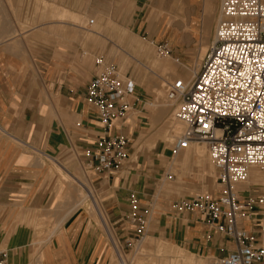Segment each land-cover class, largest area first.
Returning a JSON list of instances; mask_svg holds the SVG:
<instances>
[{
  "label": "crops",
  "instance_id": "1",
  "mask_svg": "<svg viewBox=\"0 0 264 264\" xmlns=\"http://www.w3.org/2000/svg\"><path fill=\"white\" fill-rule=\"evenodd\" d=\"M93 1L36 0L34 12L32 8L26 11L30 0H0V33L6 34L0 46V253L6 254L8 264L32 261L33 231L21 224L9 229L16 213L22 211L23 215L25 209H40L54 198L48 190V171L33 154L14 148V133H19L28 149L46 159L63 156L66 150L75 148L83 164L85 152L103 135L101 122L84 101L86 86L97 71L95 58L101 57L105 64H116L120 58L115 55L114 41L116 34L123 31L142 35V39H150L154 45L165 43L172 50L168 43L149 34L153 31L150 32L144 13L151 0H95L102 5L100 14L93 12ZM205 1L188 0L191 33L196 32ZM42 2L51 6L45 12L38 9ZM171 2L164 0L162 8H168ZM93 14L100 15L106 26V35L100 37L104 42L99 47L94 46L84 26L77 23L78 19L84 21ZM33 32L36 39L29 45L23 36L16 40L13 37L15 33ZM41 33H52V39L45 40ZM188 37L193 38L191 34L186 37V47ZM135 84L137 102L124 118L114 120L109 130L110 134L130 137L129 156L118 172L97 174L101 206L113 232L107 227L101 231L90 218L88 208L78 206L50 243L40 249V264L109 262L111 239L118 245L135 238L134 225L128 220L131 196L150 209L145 236L166 240L190 254L205 257H223L233 249L231 240L210 232L195 214L173 212L176 200L193 194L155 209L158 183L164 174L173 179V174L165 173L164 164L174 156L163 141L156 140L151 148L145 146L157 129L151 127L155 119H149L145 108L144 88ZM134 112L138 113L135 117ZM262 184L258 189H238L258 194L259 190L264 191ZM215 187L214 182L212 190ZM75 193L70 192L64 203L66 208L77 201Z\"/></svg>",
  "mask_w": 264,
  "mask_h": 264
},
{
  "label": "built area",
  "instance_id": "2",
  "mask_svg": "<svg viewBox=\"0 0 264 264\" xmlns=\"http://www.w3.org/2000/svg\"><path fill=\"white\" fill-rule=\"evenodd\" d=\"M156 52L168 56L171 50L158 43ZM95 65L84 101L101 122L103 135L85 152L83 165L95 174L113 173L127 160L131 142L109 130L137 102L136 84L101 57ZM165 99L174 107L173 120L182 126L171 143V156L204 145L216 184L212 191L176 200L173 212L195 214L210 232L231 240L233 249L223 257L212 256L211 264H264V191L238 189L252 168L264 171V0H221L213 40L197 72L190 82L167 83ZM129 205L135 238L126 240V247L145 237L150 215L135 196ZM110 243L122 261L123 245ZM0 264H8L3 252Z\"/></svg>",
  "mask_w": 264,
  "mask_h": 264
},
{
  "label": "rangeland",
  "instance_id": "3",
  "mask_svg": "<svg viewBox=\"0 0 264 264\" xmlns=\"http://www.w3.org/2000/svg\"><path fill=\"white\" fill-rule=\"evenodd\" d=\"M163 1L151 0L148 2L144 13V19L148 22V28L151 29L150 32L153 31L149 34H153L155 39L166 42L170 45V47H172L171 53L168 56H158L156 52V44H152L150 39H142V35L138 37L123 31L116 34V40L114 41V43L117 45V48L115 49V55L117 54L120 58L118 62H115V65L119 68L122 74L124 73L129 75L134 82L140 84L144 88L142 95L144 96L143 98L146 102L145 108L149 112V119H155V124L154 126L151 124V127L152 129H157V131L152 137H149L147 141L148 143L145 145L147 148H151L156 140L163 141L165 147L170 148L171 142H173L174 138H169L170 125L173 121L174 107L171 104L166 111L161 108L160 102L164 99V93L162 96H157L156 92L154 91L155 87H157L158 83L163 78L169 82L176 80L178 78L177 76L173 78L168 77V72L172 70L177 74H187L188 69L193 66L197 58L199 49L204 46L205 48L203 49H206L207 51L213 40L217 22L216 19L218 17L219 6L221 3V0H206L204 12L202 14L201 20L198 22L196 32L191 33L188 25L190 21V6L188 0H172V2L168 4L170 5L168 8H162V5H164ZM210 2L213 3L212 9H210ZM83 3L84 2L82 1V4ZM37 4L38 3L36 0H33L32 3L30 0L29 4L26 6V11H30L28 9L32 8V10L36 12ZM40 7L41 8H38L39 11L41 10L42 12H45L51 6H49L46 2H42ZM92 8L93 12H96L97 14H100L102 11V5L95 0L92 2ZM89 20H92V23H89ZM77 23L84 26V30L88 32L89 36H92L94 46L99 47L101 42H104V40L100 37L102 35H106L104 32L106 26L100 15L95 16L93 14L92 16L86 17L84 21L78 19ZM205 26H209L208 32H206ZM189 34H191L193 38L190 39L188 37L189 46L186 47L184 45V40ZM5 35L6 34L0 33V46L4 44L2 39H5ZM42 35H44V39L47 41L52 39V33H41V36ZM22 36L25 38L28 45L31 43V40L36 39V34L34 32L28 34H14L15 40L21 39ZM33 42L34 41H32V43ZM30 52H33V50L30 49ZM164 60H168L169 69L161 72L158 67ZM43 99L47 101V97L44 96ZM137 114V112H134L133 117H135ZM146 133L147 132H145V134ZM15 138L21 139L18 132L14 133V148L21 150V152H29L33 154L39 160L40 165L48 171V190L54 195V198L40 209H25L23 210V215L22 211L16 213L18 215L21 214L22 216L17 215L18 217H14L12 224L10 225V230L21 224L26 225L33 231L34 236L32 240V261L30 264H40V249L44 245L50 243V239L60 229L63 220H65L78 206L88 208L87 210L89 212L90 218L93 222H95L96 226L101 231L104 232L105 227H107L113 232L101 206V196L97 191L96 185V182L99 180L97 178V174H95L92 170H87L84 167V165L81 163L79 150H76L75 148L68 149L62 154L63 156L53 157V159L61 163L62 166H64L65 169L70 174H72V176L76 177L81 184H84L83 186L84 188H87V191H90L89 187H91L92 193L88 191L90 197H87V192L84 188L81 192V187L78 184L76 185L73 183L71 178H69L65 172L62 170L58 171L60 169L57 168L55 164H53V161L49 160L48 158L46 159L44 156H40L38 152L36 153L33 150L28 149L26 145L20 143V141ZM23 142H25V140H23ZM194 148H196L197 151H195L196 149ZM141 149L142 146L140 147V150ZM198 150L203 151L202 157H199ZM164 166L165 173H170L174 176L173 179H169L166 178L164 174L162 180L158 183L155 191V209H158L159 206H162V204L170 205L174 199L176 200L177 198H182L183 196H188L206 190H212L214 188V185L211 184L214 178V169L210 164L204 145H191L189 149L179 153L172 159L167 160ZM260 172L262 174L264 173V171ZM69 184H73L74 187L69 186ZM254 184L256 186H254ZM258 184H261V182L258 181V178L251 176L247 183L245 182L244 184H240L238 188L246 187L249 189H258L261 187ZM262 187L264 190V183L262 184ZM60 189H65L66 193L60 192ZM70 192L73 194L76 192L75 195L77 201L72 205L74 208L72 206L67 208L64 206V203L69 198V196L66 194L69 195ZM61 193H64L66 196H64V194L62 195ZM55 194L57 195L55 196ZM77 194H80V198L84 197V199L81 200ZM79 199L81 200V203ZM96 204L98 205L95 207ZM98 206H101V210H99L100 208ZM97 207L99 209H96ZM67 212L69 213L66 214ZM64 216H66L65 219ZM110 234L112 233L110 232ZM118 245L119 247L123 245L127 264H188L186 261H189L190 264H211V256L205 257L202 255L190 254L183 249L177 248L166 240L149 236L147 237V235L138 242L132 240V244L129 247L124 246L123 242L119 243ZM157 246L160 248H157ZM108 253L109 262H106V264H118L114 250L111 246H109Z\"/></svg>",
  "mask_w": 264,
  "mask_h": 264
},
{
  "label": "bare ground",
  "instance_id": "4",
  "mask_svg": "<svg viewBox=\"0 0 264 264\" xmlns=\"http://www.w3.org/2000/svg\"><path fill=\"white\" fill-rule=\"evenodd\" d=\"M213 1V0H212ZM212 3L210 2V9H212ZM60 10V9H59ZM65 11V10H64ZM65 13V12H64ZM57 14H59V13H57ZM76 14V13H75ZM218 18V17H217ZM63 19V18H62ZM216 21H217V19H216ZM205 30H206V32H208L209 31V26H205ZM18 34V33H17ZM22 34V33H21ZM9 36V35H8ZM14 37V36H13ZM203 48H205L204 46H202L201 47V49H199V52H198V54H197V58H196V60H195V62H194V64H193V66L191 67V68H189L188 69V72H187V74H177V73H175V72H173V70L172 71H170V72H168V77H175V76H177L178 78L177 79H181V80H183L184 81V83H187V82H190L191 80H192V78H193V76L195 75V73L197 72V70H198V68H199V65H200V61L202 60V58H203V56H204V54H205V51H206V49H203ZM159 70L161 71V72H164L165 70H167V69H169V62H168V60H164V61H162L161 63H160V65H159ZM170 75V76H169ZM167 83H169V81L168 80H166L165 78H163V79H161L160 80V82L158 83V85H157V87H155V92H156V94H157V96H162V94L164 93V99L160 102V106H161V108L163 109V110H167V108L172 104V102H169V101H167L166 99H165V88H166V85H167ZM158 98V97H157ZM160 108V109H161ZM171 124V123H170ZM182 129V126L177 122V121H172V124L170 125V135H169V138H173L174 136H176V134H178V132L180 131ZM1 130V129H0ZM9 135V134H8ZM157 136H158V134H157ZM157 138V137H156ZM158 138H159V136H158ZM168 138V139H169ZM18 139V138H17ZM19 140V139H18ZM162 140H163V138H162ZM165 140H167V139H165ZM20 141V140H19ZM170 141V140H169ZM20 143H22V144H24L25 145V142H20ZM172 143V142H171ZM28 147V146H27ZM30 147V146H29ZM197 148V147H196ZM196 148H194V149H196ZM27 149V148H26ZM189 149V148H188ZM203 149V148H202ZM25 150V149H24ZM23 150V151H24ZM200 150H201V148H200ZM204 150V149H203ZM191 151V150H190ZM194 151V150H193ZM195 151H197V149L195 150ZM199 151V150H198ZM189 152V151H188ZM29 153V152H28ZM37 153V152H36ZM43 153V152H42ZM194 154V153H193ZM137 155V154H136ZM198 155H199V157H202V155H203V151H199L198 152ZM48 157V156H47ZM49 160H51V161H53V164H55V166L57 167V168H59L60 170H58V171H63V172H65L66 173V175L69 177V178H71V180H72V182L73 183H75L76 185L78 184L80 187H81V192H82V189L84 188V184H81L80 183V181L76 178V177H74V176H72V174H70L66 169H65V167L64 166H62V164L61 163H59V162H57V161H55L53 158H48ZM52 163V162H51ZM62 173V172H61ZM60 173V174H61ZM57 174V173H56ZM59 174V175H60ZM251 176H255V177H257L258 178V181L259 182H261V183H264V173L262 174L260 171H258L257 169H255V168H252L251 170H250V173H249V177H248V179L251 177ZM78 177V176H77ZM61 178V177H60ZM67 178V177H66ZM64 179H65V177H64ZM248 179H247V181H248ZM70 180V181H71ZM66 181V180H65ZM69 181V182H70ZM247 181H246V183H247ZM68 182V181H67ZM71 182V183H72ZM64 183V182H63ZM211 184H213L214 185V180L211 182ZM69 186H71V187H74V185L73 184H69ZM239 186V185H238ZM78 187V186H77ZM76 187V188H77ZM88 187H89V184H88ZM76 188H75V190H76ZM90 188V191L89 192H91V187H89ZM88 188V189H89ZM85 190L87 189V188H84ZM66 190L64 189V190H62V189H60V192H64V193H66L65 192ZM88 191L86 190V192H87V197L89 196V193H88ZM93 191V190H92ZM80 192V193H81ZM94 192V191H93ZM64 193H61L62 195L64 194ZM92 193V192H91ZM67 196H69L68 194H66ZM65 194H64V196H66ZM78 196H79V198H80V194H77ZM90 197V196H89ZM92 197V196H91ZM93 198V197H92ZM81 200H83L84 199V197H82V198H80ZM79 199V200H80ZM86 199V198H85ZM81 200H80V203H81ZM96 200V199H95ZM94 201V200H93ZM76 203V202H75ZM78 203H79V201H78ZM77 203V204H78ZM79 203V204H80ZM76 204V205H77ZM95 204V203H94ZM94 204H93V206H94ZM98 204H96L95 205V207L97 206ZM73 207V206H72ZM99 208L101 207V206H98ZM96 208V209H99V208ZM61 208V207H60ZM65 208V207H64ZM74 208V207H73ZM77 208V207H76ZM70 209H72V208H70ZM95 209V210H96ZM99 210H101V208L99 209ZM65 211H66V209H65ZM68 211H70V210H68ZM63 212V211H62ZM69 212H67L66 214H68ZM99 213H100V211H99ZM98 213V214H99ZM66 214H63V215H66ZM62 216V215H61ZM100 216V215H99ZM66 218V216H64V219ZM63 219V218H62ZM106 220V219H105ZM61 221V220H60ZM64 221V220H63ZM63 223V222H62ZM61 223V224H62ZM57 226V225H56ZM52 232V231H51ZM148 237V236H147ZM157 248H160L159 246H157ZM175 249V248H174ZM126 256H122V261H120L118 258H117V262H118V264H127L126 263ZM188 264H190V262L189 261H186Z\"/></svg>",
  "mask_w": 264,
  "mask_h": 264
}]
</instances>
